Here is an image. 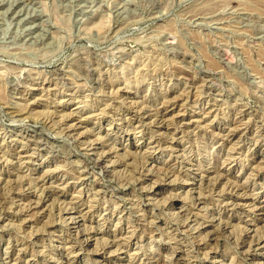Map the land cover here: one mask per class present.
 <instances>
[{
	"label": "rangeland",
	"instance_id": "1",
	"mask_svg": "<svg viewBox=\"0 0 264 264\" xmlns=\"http://www.w3.org/2000/svg\"><path fill=\"white\" fill-rule=\"evenodd\" d=\"M262 242L264 0H0V264Z\"/></svg>",
	"mask_w": 264,
	"mask_h": 264
},
{
	"label": "bare ground",
	"instance_id": "2",
	"mask_svg": "<svg viewBox=\"0 0 264 264\" xmlns=\"http://www.w3.org/2000/svg\"><path fill=\"white\" fill-rule=\"evenodd\" d=\"M172 106V105H171ZM166 108V107H165ZM169 115V114H168ZM171 117V116H170ZM79 117H77V119H78ZM80 118H81V116H80ZM79 118V119H80ZM81 120V119H80ZM166 120V119H165ZM79 120H77V122H78ZM83 171V170H82ZM262 209V208H261ZM261 211V210H260ZM90 237V236H89ZM260 238V237H259ZM263 239V238H262ZM257 240H258V238H257ZM259 241V240H258ZM255 242H256V240H255ZM259 243V242H258ZM264 242H262L261 244H263ZM255 244V243H254ZM259 246H260V244H259ZM262 246V245H261ZM257 249H258V247H257ZM261 249V248H260ZM257 254V253H256Z\"/></svg>",
	"mask_w": 264,
	"mask_h": 264
}]
</instances>
